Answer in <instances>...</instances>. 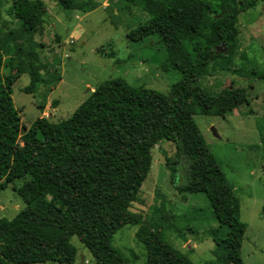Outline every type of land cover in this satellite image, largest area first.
Instances as JSON below:
<instances>
[{"label":"trees","instance_id":"1","mask_svg":"<svg viewBox=\"0 0 264 264\" xmlns=\"http://www.w3.org/2000/svg\"><path fill=\"white\" fill-rule=\"evenodd\" d=\"M55 1L70 10L96 7L92 0ZM263 1L220 0L215 13L205 0H140L149 18L127 33L130 41L156 35L171 53L186 39L195 42L190 65L179 71L180 79L169 92L110 78L69 118H37L22 135L20 111L11 98L17 77L2 74L0 42V190L13 180L21 182L17 192L26 205L12 219L0 218V264H74L73 236L95 264H126L112 245L115 233L126 225H139L136 238L145 248L146 264H194L124 206L137 198L150 172L151 151L161 140L176 148L165 163L171 184L181 194L206 196L219 224L221 236L215 243L225 251V263L243 264L246 224L240 219V202L194 122L189 102L196 98L201 115L222 117L247 102L243 89L211 95L200 81L211 62L229 68L238 16ZM12 14L22 31L31 34L46 6L42 0H14ZM30 75L26 92L36 81V73Z\"/></svg>","mask_w":264,"mask_h":264},{"label":"rangeland","instance_id":"2","mask_svg":"<svg viewBox=\"0 0 264 264\" xmlns=\"http://www.w3.org/2000/svg\"><path fill=\"white\" fill-rule=\"evenodd\" d=\"M13 1L0 0V42L2 74L17 77L11 98L20 111V135L37 118L51 122L69 118L94 88L110 78L168 93L180 79L179 71L186 69L194 56L195 42L190 39L171 53L156 35L137 42L127 38L129 31L149 18L140 0H92L96 7L89 11L42 0L46 15L31 34L23 32L14 19ZM205 1L219 12L220 0ZM237 29L229 68L220 61L211 62L200 83L211 95L243 89L247 102L225 117L201 115L194 97L189 107L210 153L238 196L240 219L246 224L242 262L264 264V1L238 16ZM32 71L36 81L31 92H26ZM18 147L24 145L18 142ZM175 154V145L166 140L154 146L150 172L135 201L124 202V206L150 229L160 231L166 242L194 264H226L225 251L215 243L221 233L216 231L219 224L206 196L181 194L170 182L165 163ZM20 185L13 180L0 190V218L12 219L25 208L17 192ZM138 227L126 225L112 239L126 264H146L145 248L136 238ZM71 243L77 248L74 264H95L76 236L71 237Z\"/></svg>","mask_w":264,"mask_h":264},{"label":"water","instance_id":"3","mask_svg":"<svg viewBox=\"0 0 264 264\" xmlns=\"http://www.w3.org/2000/svg\"><path fill=\"white\" fill-rule=\"evenodd\" d=\"M212 131H213L214 135H216V132L214 131V129H212Z\"/></svg>","mask_w":264,"mask_h":264},{"label":"crops","instance_id":"4","mask_svg":"<svg viewBox=\"0 0 264 264\" xmlns=\"http://www.w3.org/2000/svg\"><path fill=\"white\" fill-rule=\"evenodd\" d=\"M16 20V19H15ZM36 32V31H35Z\"/></svg>","mask_w":264,"mask_h":264}]
</instances>
